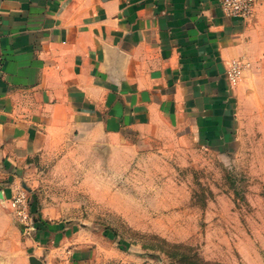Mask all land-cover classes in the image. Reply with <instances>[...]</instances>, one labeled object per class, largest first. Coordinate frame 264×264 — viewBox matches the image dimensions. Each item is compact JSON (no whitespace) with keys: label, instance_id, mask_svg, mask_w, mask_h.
Masks as SVG:
<instances>
[{"label":"crops","instance_id":"crops-1","mask_svg":"<svg viewBox=\"0 0 264 264\" xmlns=\"http://www.w3.org/2000/svg\"><path fill=\"white\" fill-rule=\"evenodd\" d=\"M242 110L263 132L264 0L248 19L220 0H0V240L12 177L116 157L136 135L238 140ZM3 243L0 264H28Z\"/></svg>","mask_w":264,"mask_h":264},{"label":"rangeland","instance_id":"rangeland-1","mask_svg":"<svg viewBox=\"0 0 264 264\" xmlns=\"http://www.w3.org/2000/svg\"><path fill=\"white\" fill-rule=\"evenodd\" d=\"M248 114L230 125L238 140L136 135L116 157L12 177L0 241L28 264H264V130Z\"/></svg>","mask_w":264,"mask_h":264},{"label":"built area","instance_id":"built-area-1","mask_svg":"<svg viewBox=\"0 0 264 264\" xmlns=\"http://www.w3.org/2000/svg\"><path fill=\"white\" fill-rule=\"evenodd\" d=\"M220 6L223 13L230 17L248 19L253 11V0H220ZM242 63L238 60H232L226 71L227 79L230 84H235L240 76ZM23 194L15 196L12 201L13 206L18 202H23ZM21 214V211L18 212Z\"/></svg>","mask_w":264,"mask_h":264},{"label":"water","instance_id":"water-1","mask_svg":"<svg viewBox=\"0 0 264 264\" xmlns=\"http://www.w3.org/2000/svg\"><path fill=\"white\" fill-rule=\"evenodd\" d=\"M29 260H30V263H31V264H42L41 260H39L38 258H36V257H34V256H31V257L29 258Z\"/></svg>","mask_w":264,"mask_h":264}]
</instances>
